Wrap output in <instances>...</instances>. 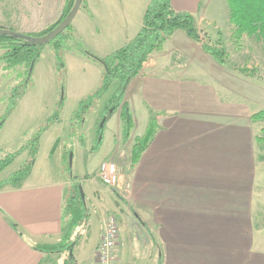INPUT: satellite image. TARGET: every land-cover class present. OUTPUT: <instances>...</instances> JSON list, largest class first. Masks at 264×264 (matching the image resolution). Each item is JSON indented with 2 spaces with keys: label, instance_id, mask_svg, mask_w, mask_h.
I'll return each instance as SVG.
<instances>
[{
  "label": "crops",
  "instance_id": "1",
  "mask_svg": "<svg viewBox=\"0 0 264 264\" xmlns=\"http://www.w3.org/2000/svg\"><path fill=\"white\" fill-rule=\"evenodd\" d=\"M151 1L119 0V11H98V2L92 11L88 3V11H79L72 23V37L93 38L97 45L132 46ZM202 1L172 0L176 11L195 17L200 34L215 23L202 9L206 0L201 5ZM1 17L0 27H17L16 11H4ZM3 53L0 50V56ZM229 59L231 65L233 58ZM77 62L84 72L89 67L95 73L93 85L98 87L102 69ZM230 65L219 64L203 44L179 30L161 51L149 56L126 89L135 127L115 150L130 146L132 153L153 114L158 115L160 130L139 164L121 176L128 207L113 215L119 229L126 224L134 253L144 249L145 257H156L158 264H264V145L257 140L264 134V120H252L258 112L244 87L252 78L235 75ZM259 89L264 91L263 86ZM40 168L38 173L34 166L21 187L0 189V264H57L55 255L41 249L62 241L70 182L54 167ZM121 235L120 229V264H142L136 257L124 262L126 243Z\"/></svg>",
  "mask_w": 264,
  "mask_h": 264
},
{
  "label": "rangeland",
  "instance_id": "2",
  "mask_svg": "<svg viewBox=\"0 0 264 264\" xmlns=\"http://www.w3.org/2000/svg\"><path fill=\"white\" fill-rule=\"evenodd\" d=\"M76 1L0 0V20L4 11L5 13L16 11L17 27L8 29L12 28L25 34L42 35L59 23L65 11L68 8H74ZM117 1L119 2V0H83L80 11H88V3L93 7L91 10L96 11L97 2L102 3V8L98 11H119L116 7ZM202 9L209 11V20H214L215 23L210 28L201 30V44L221 45L228 57L233 58L232 64L230 65L229 59L228 65L234 73L237 72L235 75L252 78L247 82L248 85L244 86L247 87L245 93L250 99L249 104L252 108L257 112L263 111L264 107L260 106H264V91H261L259 87H264V45L260 36H244L241 41L235 40L226 0H206ZM216 26H220L222 31ZM68 35L72 37L71 32ZM58 43L57 41L43 46L41 58L16 108L24 98L23 106L13 116L16 108L10 115L8 110L12 103L14 89L24 81L25 76L22 75L21 67L9 70L10 73H4L3 69L0 71V122L5 120L0 130L2 150L0 158L16 153L27 146L33 137L51 122L52 117L58 116L59 121L43 135L40 141L35 166L38 167V173L41 171L40 167H54L56 174L61 175L63 180L69 181L70 184L77 183L82 188L86 197L88 219L86 227L82 226L73 232L71 241L77 235L82 236L74 249L73 256L76 264H94L95 254L93 259V253L97 242L100 244L101 241L103 222L109 216H115L113 214L126 211L128 207L126 200H129L128 192L126 188L121 187L122 185L111 188L114 192L104 186L98 178L101 165L114 163L119 167L120 176H124L133 169L132 153H130V146H121L117 151L115 150L117 144L120 145L121 139L125 142L120 114L117 117H111L110 124L106 125L100 150L98 152L93 150L97 143V127L102 122V115L116 93L118 84L114 83L101 100L82 111V101L97 91L101 81L98 87L94 88L95 73L89 67L84 72V66H79L77 60L92 62L104 72L101 65L85 57L86 53L90 52L105 59L108 57H106L107 54L110 56L127 46L123 43L97 45L93 38ZM0 50L4 51L1 48ZM240 69L241 74L238 72ZM139 130L140 123H138L137 131ZM260 137L264 140V134ZM111 150H113L112 154H110ZM26 153V156H21L3 171L0 179L8 178L20 170L29 160V151ZM120 229L121 239L126 243L122 255L125 263L131 262V259L136 257L142 264H158L156 257L150 260L149 257H145L144 249L141 254L134 253L135 245L131 246L132 243L128 242L130 239L124 222L121 223ZM55 256L57 264H64L67 259L66 254Z\"/></svg>",
  "mask_w": 264,
  "mask_h": 264
},
{
  "label": "trees",
  "instance_id": "3",
  "mask_svg": "<svg viewBox=\"0 0 264 264\" xmlns=\"http://www.w3.org/2000/svg\"><path fill=\"white\" fill-rule=\"evenodd\" d=\"M203 2L204 0L201 5ZM226 2L230 11V23L234 28L233 37L235 40L241 41L244 36H260L264 45V0H226ZM72 10L73 7L68 8L60 22L42 35L25 34L12 28L0 27V31L6 32L0 35V48L4 50V54L0 56V63L3 64V69L9 71L21 67L22 75L25 76L24 81L14 89L12 103L8 110L9 115L14 111L22 94L27 89L33 70L42 55L43 46L34 44L33 39L47 36L67 18ZM179 30L184 31L193 41L201 43L200 31L197 27L196 19L192 14L176 11L173 8L172 0H152L145 14L144 27L132 46L123 47L105 59L99 58L90 52L86 53L85 57L101 65L104 72L97 91L82 101V111L89 109V107L101 100L109 92L114 83L118 84L116 93L102 115V122L99 126L97 125V143L93 149L95 152L100 150L104 140L106 125L116 112H120L124 140L125 142L129 140L135 123L130 107L125 101L126 89L132 80L140 74L149 56L154 52L161 51L163 45ZM70 32H72V25L68 27L64 34L50 43L57 41L59 42L58 44L74 42V38L68 35ZM203 49L205 53L213 57L219 64L228 65L229 57L221 45H203ZM52 118V123L49 122L44 126L27 146L16 153L0 158L1 174L26 151H29L30 156L29 160L19 171L0 184V189L6 186L19 188L29 178L39 154L40 141L43 135L59 121L58 116ZM252 120H264V110L254 114ZM4 121L0 122V130L4 125ZM159 130L158 115L153 114L145 134L135 141L132 151V168H135L139 164L143 154L154 142ZM257 140L259 143L264 144L262 138H257ZM87 212L85 194L77 183L72 182L66 194L62 241L59 245L41 249V251L48 255L66 254L67 259L64 264H76L73 256L74 249L82 236L77 235L71 241L72 235L80 227H86Z\"/></svg>",
  "mask_w": 264,
  "mask_h": 264
},
{
  "label": "built area",
  "instance_id": "4",
  "mask_svg": "<svg viewBox=\"0 0 264 264\" xmlns=\"http://www.w3.org/2000/svg\"><path fill=\"white\" fill-rule=\"evenodd\" d=\"M102 182L110 187L120 186L119 167L114 163H103L100 168ZM119 223L115 216H110L104 223L102 237L96 253V264H120L118 258Z\"/></svg>",
  "mask_w": 264,
  "mask_h": 264
},
{
  "label": "water",
  "instance_id": "5",
  "mask_svg": "<svg viewBox=\"0 0 264 264\" xmlns=\"http://www.w3.org/2000/svg\"><path fill=\"white\" fill-rule=\"evenodd\" d=\"M82 2H83V0H77L72 12L67 16V18L55 30H53L47 36L33 39L34 44L44 46V45L50 43L51 41L55 40L56 38H58L60 35L64 34L65 31L68 29V27H70L72 25L73 21L75 20L76 16L78 15V13L81 9V6H82ZM4 33H6V32L0 31V35H2Z\"/></svg>",
  "mask_w": 264,
  "mask_h": 264
}]
</instances>
